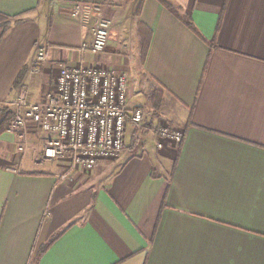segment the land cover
<instances>
[{
    "label": "crops",
    "instance_id": "crops-1",
    "mask_svg": "<svg viewBox=\"0 0 264 264\" xmlns=\"http://www.w3.org/2000/svg\"><path fill=\"white\" fill-rule=\"evenodd\" d=\"M165 1L0 0V114L22 85L40 101L82 60L126 71L130 108L153 114V145L65 179L68 160L43 158L44 132L32 126L26 150L0 134V264H264V0ZM95 6L111 37L82 54ZM38 44L47 58L31 72ZM164 124L183 130L180 145L158 147Z\"/></svg>",
    "mask_w": 264,
    "mask_h": 264
},
{
    "label": "built area",
    "instance_id": "built-area-1",
    "mask_svg": "<svg viewBox=\"0 0 264 264\" xmlns=\"http://www.w3.org/2000/svg\"><path fill=\"white\" fill-rule=\"evenodd\" d=\"M89 8L75 4L74 14L80 15ZM95 19L93 40L83 44L80 52L99 55L106 51L113 29L112 20L95 6L90 9ZM47 58V47L38 44L31 72L40 71V64ZM7 130L16 135L23 146L34 126L46 134L43 158L68 160L69 170L61 176L65 179L77 170L89 172L103 159L121 156L128 121L143 124V111L130 113L129 76L126 71L87 64L83 60L74 66L62 67L54 87L40 101L29 99V90L22 85L12 102ZM157 145L166 142L180 145L184 139L181 129L160 126L157 129ZM13 171H16L13 169Z\"/></svg>",
    "mask_w": 264,
    "mask_h": 264
},
{
    "label": "rangeland",
    "instance_id": "rangeland-1",
    "mask_svg": "<svg viewBox=\"0 0 264 264\" xmlns=\"http://www.w3.org/2000/svg\"><path fill=\"white\" fill-rule=\"evenodd\" d=\"M62 67H64V66H62ZM147 93L149 94L150 92L148 91ZM150 95L151 96H148V99L152 100V94L150 93ZM142 109L145 112V115H147L149 113V115L151 117H153V114H150V112L148 111L150 109L147 106L142 107ZM132 112H133V109L130 108L131 115H132ZM156 120H158V117L154 116V121H156ZM144 122H145V120L143 121L142 125L137 126L131 120L128 121L126 137H125V145H124L123 151L125 149V152H130L131 151L132 153H136L138 151H141L142 148L145 145H147V143H148V145H153L152 144L153 141H152L151 137H148V138L146 137L147 130L143 129ZM164 126L173 127L172 125H169V124H164ZM146 128H148V127H146ZM154 131H155V133L157 135V129L156 128H155ZM30 138H31V136L28 138L29 140L27 141V143H25L23 145V146H25L24 150H26L25 148L28 147V144H29V142L31 140ZM20 146H22V145H20ZM123 151H122V153H123ZM112 160H114V159H112Z\"/></svg>",
    "mask_w": 264,
    "mask_h": 264
},
{
    "label": "trees",
    "instance_id": "trees-1",
    "mask_svg": "<svg viewBox=\"0 0 264 264\" xmlns=\"http://www.w3.org/2000/svg\"><path fill=\"white\" fill-rule=\"evenodd\" d=\"M161 1L167 7L172 8V7H170L169 3L166 2L165 0H161ZM8 24H9V22L7 21V19L5 18V16H3V15L0 14V25H5V27H8ZM186 24L189 27H191L198 35H200V33L197 31V29L193 26V23L192 22L186 20ZM139 29L141 30V35L143 36V42H144L145 51H146L147 46H148V39H149V37L147 35L149 34V30L146 28V26L143 23L140 24ZM210 44H211V46L213 48L215 47V44H213L211 42H210ZM152 103H153V105H154L155 108H157V109H160L161 108L162 103H163V92L161 90H157L156 92H154L153 99H152ZM11 113L8 110H4L0 114V134H2L7 129L8 122H9V119H10L9 116H11L10 115Z\"/></svg>",
    "mask_w": 264,
    "mask_h": 264
}]
</instances>
